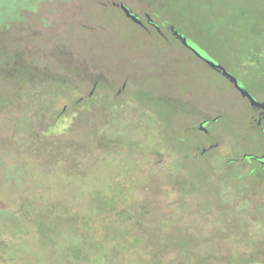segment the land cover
Returning a JSON list of instances; mask_svg holds the SVG:
<instances>
[{
    "label": "rangeland",
    "instance_id": "rangeland-1",
    "mask_svg": "<svg viewBox=\"0 0 264 264\" xmlns=\"http://www.w3.org/2000/svg\"><path fill=\"white\" fill-rule=\"evenodd\" d=\"M170 27L264 98V0H0V264H177L174 237L218 242V232L179 234L195 187L205 194L197 212L235 226L234 262L264 260V217H248L256 213L247 207L259 200L264 213V168L227 160L264 149L259 136L245 138L255 131L250 109ZM95 80L106 90L101 106L66 97ZM17 81L44 89L23 99ZM201 118L213 138L204 147L219 145L205 154L195 148L205 140ZM244 166L258 173L238 174ZM215 222L193 229L207 233ZM223 248L229 253L231 241Z\"/></svg>",
    "mask_w": 264,
    "mask_h": 264
},
{
    "label": "flooded vegetation",
    "instance_id": "flooded-vegetation-1",
    "mask_svg": "<svg viewBox=\"0 0 264 264\" xmlns=\"http://www.w3.org/2000/svg\"><path fill=\"white\" fill-rule=\"evenodd\" d=\"M111 5L115 6L116 8H119L123 13V9L121 8V3H111ZM132 11V10H131ZM133 12V11H132ZM134 13V12H133ZM135 14V13H134ZM125 15V13H124ZM137 15V14H135ZM125 17L131 21L132 23H134L130 18H128L126 15ZM137 17L141 20V18L137 15ZM136 24V23H135ZM138 25V24H137ZM147 25H149V27H154L156 29V26L157 23L153 20L152 22H147ZM145 29H147L146 25L144 24L143 26L142 25H139ZM148 30V29H147ZM161 36H164V34L162 32H158ZM187 50H189L196 58H198L199 60H201L202 62H204L205 64L208 65L207 63V59L205 57V55H203L201 53L200 50L196 49L198 53H196L194 50L190 49V48H185ZM209 66V65H208ZM214 70V69H213ZM215 72L219 73L220 75L223 76V73L222 72H218L216 70H214ZM225 77V76H224ZM228 79V78H227ZM228 81L230 82V84L234 87V89L239 93V95L241 96L242 99H244V101L246 102V104L248 105L249 109H250V112H249V124L251 125L252 128L255 129L254 131V134L252 135H245L246 139L248 141H251L252 144H254V138H256L257 136L260 137L261 139V142L263 143L264 145V108H260L258 106H255L251 103V101L249 100V98L247 96H243L242 92L235 86L234 83H232L230 81V79H228ZM239 83V82H238ZM240 87L246 91H248L250 93L249 90H247L245 87H243L240 83H239ZM22 87V88H21ZM26 86H24L25 88ZM16 90H18L19 94L22 95L20 96V98H29L32 97V100L34 99V97L37 95L39 96L40 93L43 91V89H39V88H35L34 85H32V88H27V89H23V86H22V81H17L16 83ZM79 91L78 94L79 96H77V94L75 92H72V93H68L66 95V97L71 101L72 104L74 105H78L79 107L82 105V104H85V105H95L97 104L98 106H101L102 104V100H103V96L106 94V90L100 85V82L99 80H95L93 81V83L91 85H89V87L87 88H77L75 91ZM23 93V94H22ZM125 93V88L124 87H121L120 89L118 88H115L113 90V97L115 98L114 100H118L120 97H123V94ZM251 94V93H250ZM252 97L259 103H264V98L263 99H260L259 97H256L255 95L251 94ZM19 98V99H20ZM77 98V99H76ZM54 101V100H53ZM66 107L64 108V111L66 112ZM76 112H72V114H75ZM81 113V112H80ZM76 115V114H75ZM220 117H215L213 120L214 121H217ZM208 123H211L210 122V119L209 118H201L199 124H198V131L202 132L204 135H205V140L204 138L203 139H198V144L196 145V149L197 150H200L201 149V152L203 154L207 153L210 149H215L217 150L218 149V143H215V144H211L209 147H204V142L203 141H209L211 142V140H213L212 138V129L210 128V125H208ZM101 133V132H100ZM256 134V135H255ZM203 142V143H202ZM229 150L228 152L225 153V155L228 156L229 154ZM242 154V153H241ZM239 158H244V159H250V160H253V161H256L259 163V165H261L262 168H264V149L262 151H260L259 153H253V152H250V153H243V155L241 156L239 154V156H235V157H228L227 160H231L233 161L234 159H239ZM164 163V160L163 161H159V163L157 165H161L163 166L162 164ZM164 167H166L164 165ZM245 175H248V176H251V177H254L253 174L255 173H258L255 171V168L252 167V166H244L243 168H241L239 171H238V174H244ZM264 179V178H263ZM260 184H263L264 186V180H257Z\"/></svg>",
    "mask_w": 264,
    "mask_h": 264
},
{
    "label": "trees",
    "instance_id": "trees-1",
    "mask_svg": "<svg viewBox=\"0 0 264 264\" xmlns=\"http://www.w3.org/2000/svg\"><path fill=\"white\" fill-rule=\"evenodd\" d=\"M206 176L208 177L209 180L211 179L221 180L222 178V175L219 174L218 171H216V173L212 171H208L206 173ZM200 185L203 186V183ZM227 188H231V184L229 182H228ZM203 197H205V194L201 195L200 191H198L196 187H195L194 194L193 193L185 194L184 205L186 206L187 209H189L187 210L189 212L186 211L185 217L183 219V223L181 224L180 228L177 227V229H179V234L183 233L184 237H191L197 234L199 238H205L208 234H213L214 232H218V235H217L218 242L217 244H212L213 242H211V243L206 244V246L205 245L200 246L195 243H184L183 240L181 241L182 238L174 237L175 239L174 242L176 244V248L178 250L179 260H180V262H178L177 264H195V263H190V261L188 260L190 256H196V257L200 256V258L218 257L221 259L234 262L236 261V259L239 258V254H240L239 251H233L234 244H236V246L240 244L238 242V238L235 235V233H237L236 228L234 225L226 224L224 222L221 224V220H219V217H215V215L213 214H206V213L201 214L197 212L193 207L201 205L203 203L202 201ZM232 203H235V201H233ZM256 204L248 202L247 207L249 206L256 213L255 215H253L252 213H249L248 217L249 216H253V218L264 217V213L261 214V211L258 210L259 212H257L256 210L257 206L260 208L261 202L259 203V200H258V202L256 201ZM189 218H192L191 224L189 226H184L185 221L188 220ZM215 221L219 223L220 225L212 226V228H210L207 233H205L206 231H203V229H199V230L193 229L194 224L200 223L203 225L205 224V222L214 223ZM173 229L175 232V228ZM178 240L180 241L177 242ZM230 241H231V248H230L231 250L229 251V253L228 251H224V248L220 249L223 246V243L230 242ZM234 263H238V262H234ZM234 263H231V264H234ZM238 264H264V260L260 261L252 257H248L246 260H242Z\"/></svg>",
    "mask_w": 264,
    "mask_h": 264
},
{
    "label": "water",
    "instance_id": "water-1",
    "mask_svg": "<svg viewBox=\"0 0 264 264\" xmlns=\"http://www.w3.org/2000/svg\"><path fill=\"white\" fill-rule=\"evenodd\" d=\"M121 8L123 9L125 15H126L128 18H130L134 23H136V24H138V25H142V26L144 25L143 21L140 20V19L137 17V15H135V14H134V13L128 8V7H126L124 4H121ZM146 21H147L148 23L153 21V19L151 18V16H150L149 14H146ZM156 30H157L158 32H161V29H160V27H158V26H156ZM170 30H171L172 34H173L177 39L180 40V42L182 43L183 46H185L186 48H190V49L194 50L196 53H198L197 50H196V49L190 44V42L188 41V39H187V38H186L181 32H179L175 27H170ZM207 63H208V65H209L212 69H214V70H216V71H218V72H222V73H223V76H225L226 78L230 79V81H231L232 83H234L235 86H236V87L242 92L243 96H247V97L249 98V100L251 101V103H252L253 105L258 106V107H260V108H264V103H259V102H257V101L252 97V95H251L248 91L242 89V88L240 87L239 83H238V80H237L234 76H232L230 73H228V72H227L222 66H220V65H218V64H216V63H214L213 61H210V60H207Z\"/></svg>",
    "mask_w": 264,
    "mask_h": 264
}]
</instances>
